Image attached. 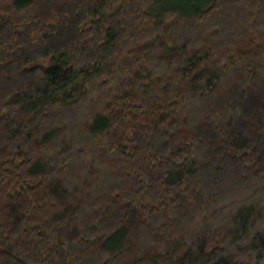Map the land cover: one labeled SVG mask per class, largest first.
<instances>
[{"label":"trees","instance_id":"1","mask_svg":"<svg viewBox=\"0 0 264 264\" xmlns=\"http://www.w3.org/2000/svg\"><path fill=\"white\" fill-rule=\"evenodd\" d=\"M0 0V264H260L264 0Z\"/></svg>","mask_w":264,"mask_h":264},{"label":"rangeland","instance_id":"2","mask_svg":"<svg viewBox=\"0 0 264 264\" xmlns=\"http://www.w3.org/2000/svg\"><path fill=\"white\" fill-rule=\"evenodd\" d=\"M177 3L182 4L184 7H186L185 3H183L181 0H159L156 8H164L167 6L175 5ZM260 264H264V258L260 261Z\"/></svg>","mask_w":264,"mask_h":264}]
</instances>
